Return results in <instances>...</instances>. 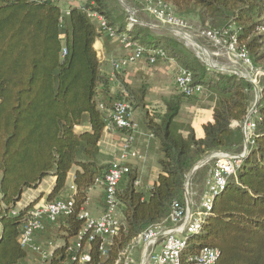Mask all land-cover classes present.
<instances>
[{
  "label": "trees",
  "instance_id": "trees-1",
  "mask_svg": "<svg viewBox=\"0 0 264 264\" xmlns=\"http://www.w3.org/2000/svg\"><path fill=\"white\" fill-rule=\"evenodd\" d=\"M161 1L178 16L194 15L204 29L226 40L233 37L238 49L247 52L251 67L264 71V0ZM89 13L190 71L192 86L200 85L210 95L213 113L198 139L193 128L181 133L174 126L182 101L197 96L179 93L165 102L163 111L150 113L144 110L145 87L128 90L129 99L141 108L143 127L157 142L159 174L151 187L135 184L137 171L127 174L116 193L122 205L117 235L105 242L82 234L78 254L88 244L87 264H120V253L139 233L168 217L175 204L185 210L189 172L213 152L244 151L242 122L257 100L252 141L241 168L214 198L202 234L189 238L181 258L187 264L202 248H214L216 264H264V77L253 85L231 72L208 68L171 35L157 36L141 24L128 28L129 14L119 0H84L67 14L57 0H0V264H22L26 257L19 240L41 197L13 215L23 191L37 189L42 179L53 176L54 187L45 201L60 199L74 168L72 206L59 223L63 244L48 262L63 264L76 255L69 247L84 226L80 213L88 192L108 168L100 161L98 146L106 124L96 102L100 76L93 45L99 34ZM85 122L90 130L77 132ZM213 165L211 159L189 182L205 183Z\"/></svg>",
  "mask_w": 264,
  "mask_h": 264
},
{
  "label": "built area",
  "instance_id": "built-area-1",
  "mask_svg": "<svg viewBox=\"0 0 264 264\" xmlns=\"http://www.w3.org/2000/svg\"><path fill=\"white\" fill-rule=\"evenodd\" d=\"M145 4L146 12L153 16L159 24L171 29L177 35H181L185 41H189L184 36L187 30L186 25L180 21L178 15L170 7L163 4L161 0H145ZM127 13L129 14L127 19L128 28L141 24L133 17V14ZM88 15L95 24L99 34L106 35L111 39L119 38L122 47L130 52L125 58L112 61L111 68L113 72H121V70L134 62L144 61L147 65L153 66L167 60L165 53L160 49L146 48L131 40L127 34L118 33L116 29L109 27L101 15L96 13H89ZM203 35L215 44H218L219 40H223V47L230 54L234 65V69H229L228 72L246 80L248 79L253 85L257 84V78L264 77V71H255L251 67L247 52L238 49L233 37H230V40H226L210 30L204 32ZM196 48L201 50L198 46ZM62 54L65 55L64 50ZM176 70L174 85L179 93L185 97H190L191 95L200 97L205 93V89L202 86H192L190 71L182 67H178ZM249 73L254 75V77L249 76ZM118 90L117 95L115 94V97L107 105L108 107L96 99L97 107L105 117V131L114 132L117 130L124 132L115 159L108 163V168L104 175L95 183L96 187H102L104 209L97 218L92 217L86 208L82 210L80 219H83L84 226L78 239L71 241L69 247V250H75L77 254L63 264H87L89 260L87 253L88 244L78 254L82 248L80 242L82 234L89 233V240L96 237L107 242L110 238L117 235L122 224V205L117 200L116 193L121 181L132 171L130 165H128L129 162L141 159L142 155L133 146L138 127L133 121L134 109H132V101L125 90L122 88ZM254 113L255 109L253 110L252 107L247 118L242 122L241 128L245 149L241 154H228L220 151L211 153L210 156H212L214 165L205 180V187L199 198V203L197 205L192 204L189 201V193H187L188 204L186 209L180 210L175 204L168 217L139 233L133 242L120 253V264H183L181 255L187 247L189 238L202 234L206 219L212 210L214 198L225 189L230 177H236L241 168V160L246 155L248 144L252 141V132L255 128L252 119ZM150 137L153 138L152 135ZM135 184L140 185L139 180ZM74 191L75 187H72L60 199L53 202L44 201L35 205L29 212L24 232L19 240L24 249L32 247L34 251L42 256L43 260L48 262L51 253L45 248L32 245V241L36 234L43 231L46 222L59 224L67 217L72 206L71 195ZM18 212L19 210L15 207L12 214L17 215ZM218 258L216 249L202 248L195 256L188 258L187 264H216Z\"/></svg>",
  "mask_w": 264,
  "mask_h": 264
},
{
  "label": "crops",
  "instance_id": "crops-1",
  "mask_svg": "<svg viewBox=\"0 0 264 264\" xmlns=\"http://www.w3.org/2000/svg\"><path fill=\"white\" fill-rule=\"evenodd\" d=\"M66 2L67 3H63V6L61 5L62 3L60 2V0L59 2H57L61 10L65 14H67L70 8L81 7L84 4V0H66ZM93 49L95 50L98 56V60H99L98 72L100 76V80L96 88L97 91L96 99L99 102L105 104V106H107L111 102V100L115 97V94L117 95L119 88H122L123 90L128 92L130 88V84L133 83V81L136 82L138 79L145 78L146 71L148 73L151 71L149 70V68L152 69L156 67H161L171 61L174 62L175 66L178 68V65L173 60H166L164 62H159L151 67L149 65H147L149 66L147 67L144 61H139V62H134L133 64L129 65L127 68H124L123 70H121V72H113L111 68L112 61L117 59L121 60L130 53L122 47L119 38L111 39L106 35L99 34L98 37L95 39ZM173 81H174V76H173ZM143 85H141V87ZM138 109L139 108H136L133 111V121L134 123L137 124L138 127V132L135 136V141L133 146L137 150H139L140 153L142 151L141 149L144 148L150 149L152 147L153 148L155 147L158 153L157 142L150 137L148 131L145 129V127H143L142 113L140 112L137 113ZM202 109L203 108L197 109L195 117L191 118L190 121H186L184 125L185 127L182 128L177 127L176 131L181 133H186V130L188 128H193L196 137L198 139L201 138L203 135L202 126L212 121L213 106L211 105V103H208V105L206 106V109L208 110L203 111ZM75 129L77 132L90 130L87 122H85L82 126L76 127ZM123 136H124V132L117 130L114 132L105 131L104 129V132L98 144V146L100 147V161L102 164L108 165V163H110L115 159ZM137 160L138 159H136V161ZM136 161L129 162L128 165H130L131 169H133L132 163H135ZM75 171H76L75 168L72 169V171L68 175L66 182V190L63 193V196H65L68 193V191H70V189L74 187L73 178ZM158 174H159V167L157 164L155 179L153 180L152 184L149 183L147 187L153 186ZM54 182H55L54 177L48 176L42 179V182L37 186L38 187L37 189H25L21 196V200L15 205L16 209L19 211L23 210L27 204H29L30 202L34 201L39 197H41V199L37 204H41L42 202H44L46 200V196L50 193V191L54 187L53 186ZM102 194H103L102 187L100 186L99 187L95 186L93 189H91L88 192V196H87L88 198L85 208L94 218L99 217V215L103 212L104 207L102 204ZM45 224L46 225L43 231L36 234V236L34 237L32 241L33 243L32 245L40 246L42 248L47 249L50 253H52V251L56 248V246L59 247L62 246L63 244L62 243L63 241L59 237L60 224L58 223L54 224L48 222H46ZM1 233L2 231L0 230V236ZM24 262H25L24 264H49L47 261L43 260L42 256L38 252L34 251L32 247H28L26 249V257Z\"/></svg>",
  "mask_w": 264,
  "mask_h": 264
},
{
  "label": "rangeland",
  "instance_id": "rangeland-1",
  "mask_svg": "<svg viewBox=\"0 0 264 264\" xmlns=\"http://www.w3.org/2000/svg\"><path fill=\"white\" fill-rule=\"evenodd\" d=\"M59 2V0H57ZM63 3H67L66 0H60ZM121 5L126 8V11L133 14V17L138 20L141 25L149 27V32L157 36L171 35L176 38L187 50L192 51L199 61L211 69H215L221 73H227L229 69H234L233 60L230 54L224 49L223 40H219L217 36L218 44L213 43L209 38L205 37L204 32L208 30L201 27L199 21L194 15L189 16H178L180 21L186 25L187 30L184 33L189 41H185L181 35H177L175 32L162 30L160 28H166L159 24L153 16L146 12L145 0H129L123 1L119 0ZM65 7V6H64ZM192 42V43H191ZM199 46L201 50H198L196 46ZM146 66L147 63L145 62ZM149 67V66H147ZM151 67V66H150ZM176 66L174 62H169L161 67L149 68L151 70L149 73L146 71L145 78L138 79L136 82L130 84L129 91L136 92L141 88V85L146 88V98H145V109L150 113L153 111H163L165 102L171 100L174 96L178 95L179 92L177 88L174 87L173 76L176 72ZM249 76L254 77L251 73ZM129 94V92H127ZM198 99L190 101L184 99L181 104V111L174 122V126L182 128L185 127V122L190 121L191 118L195 117L196 110L203 108V111H207L206 106L209 103L210 95L202 94ZM257 98V95L255 96ZM198 104V105H197ZM200 106V107H198ZM137 113H141V108L136 106V103H132V109H136ZM144 147V146H143ZM147 147V146H146ZM142 160L138 159L135 163H132L134 171H138L139 181L141 185L147 186L152 184L156 175L157 167V157L158 153L156 148L152 147L150 149H141ZM205 159V158H202ZM201 159V160H202ZM212 165V163H211ZM211 167V166H210ZM191 177V176H190ZM186 192L189 193V201L192 204L197 205L199 203V198L204 190L205 183L196 184L195 182H187ZM1 230V227H0ZM57 247V246H56ZM25 262L23 261L22 264Z\"/></svg>",
  "mask_w": 264,
  "mask_h": 264
},
{
  "label": "water",
  "instance_id": "water-1",
  "mask_svg": "<svg viewBox=\"0 0 264 264\" xmlns=\"http://www.w3.org/2000/svg\"><path fill=\"white\" fill-rule=\"evenodd\" d=\"M160 29H162V30H166V31H172L171 29H167V28H160ZM198 46V45H197ZM199 47V46H198ZM256 93H258L257 91H256ZM256 103H257V100L254 102V104H253V110L256 108ZM211 159H212V156H208V157H206L205 159H202V160H200V161H198L197 162V164H195V166L192 168V170L189 172V174H188V176H187V178H186V185H185V198H186V201H187V192H186V186H187V182H188V180H189V178H190V176L193 174V172L194 171H196L197 169H199L200 167H202V166H204L205 164H207V162H209V161H211ZM187 204H188V201H187ZM2 234V233H1ZM1 237V236H0Z\"/></svg>",
  "mask_w": 264,
  "mask_h": 264
}]
</instances>
